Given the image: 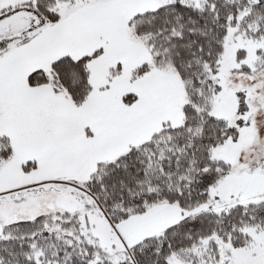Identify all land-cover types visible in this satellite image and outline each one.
<instances>
[{
  "label": "snow or ice",
  "instance_id": "6c2138e0",
  "mask_svg": "<svg viewBox=\"0 0 264 264\" xmlns=\"http://www.w3.org/2000/svg\"><path fill=\"white\" fill-rule=\"evenodd\" d=\"M0 264H264V0H0Z\"/></svg>",
  "mask_w": 264,
  "mask_h": 264
}]
</instances>
